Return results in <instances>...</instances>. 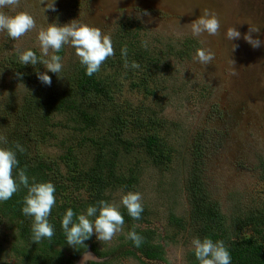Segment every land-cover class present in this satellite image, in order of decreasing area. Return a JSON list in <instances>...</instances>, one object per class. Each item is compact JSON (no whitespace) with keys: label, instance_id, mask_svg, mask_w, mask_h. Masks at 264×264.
I'll return each instance as SVG.
<instances>
[{"label":"rangeland","instance_id":"374dc122","mask_svg":"<svg viewBox=\"0 0 264 264\" xmlns=\"http://www.w3.org/2000/svg\"><path fill=\"white\" fill-rule=\"evenodd\" d=\"M54 2L56 11L43 12L39 0H21L18 9L4 10L8 14L28 12L37 28L19 40L0 32V136L12 124L14 107L24 92L11 65V59L18 61L17 48L31 49L40 57L38 30L49 23L65 24L73 19L110 35L115 54L104 62L96 78L107 86L112 101L123 109L124 118L131 121L121 134L131 145L122 147L109 133L105 135L106 124L92 128L76 121V109H84L87 104L105 109L106 103L97 98L96 103L90 95H75L69 110L50 115L42 136L33 139L31 151L55 162L57 176L65 186L57 196L60 201L91 195L97 183L86 185L79 172L90 167L100 173L102 192L108 202L120 206L122 194L141 193L143 206L149 212L142 226L155 230L164 258L162 262L121 255L123 228L110 242H100L93 234L92 242L100 255L86 248L78 252L74 264H79L85 252L106 264H184L192 238L170 224L167 216L171 212L187 218L183 182L193 162L198 164L206 190L226 218L259 208L264 211V180L257 168L259 160H264V44L253 48L243 39L249 25L264 26V0ZM204 9L219 17V36L192 35L190 23ZM229 27H235L241 37L227 40L224 33ZM252 35L264 41V27ZM184 40H190V47L182 45ZM143 41L148 42L147 47L142 46ZM231 43L238 47L230 53ZM124 46L129 64L135 61L139 68L124 67ZM198 48L211 50L215 59L208 65L199 63L194 59ZM56 54L62 57L63 69L80 63L70 45ZM229 56L236 62V76L229 75ZM32 67L55 75L41 63ZM100 113L103 120L111 115ZM134 119L152 123L138 128ZM154 133L160 144L156 162L139 146L140 137ZM96 138L108 143L102 148L94 146L92 141ZM29 142L31 146L32 140ZM249 234L247 227L240 231L242 236ZM15 236L13 223L0 220V264H23L10 248ZM57 248L65 256L76 249L69 245Z\"/></svg>","mask_w":264,"mask_h":264},{"label":"trees","instance_id":"16d2710c","mask_svg":"<svg viewBox=\"0 0 264 264\" xmlns=\"http://www.w3.org/2000/svg\"><path fill=\"white\" fill-rule=\"evenodd\" d=\"M189 41L184 40L182 45L190 47L187 44ZM144 55V52L140 53V58L144 57ZM11 61L13 75L18 81L23 83L24 92L18 105L14 107L13 112L15 115H13L15 118L12 124L3 131L2 136L7 137L8 144H0V147H12L15 142H19L25 148L23 153L17 152L18 167L26 169L30 183L32 177L37 182L47 181L53 183L56 188V204L48 218L49 222L54 226V237L51 242L44 239L37 244L31 240L32 218L26 217L21 211L27 190L21 187L10 200L0 202V220L11 221L16 234L14 237L15 242L12 243L10 248L15 255L19 256L23 264H74L78 252L86 248H89L90 251L99 256L100 254L97 252L92 238L85 241L86 248H76L69 256H65L61 249L57 247L68 245L61 228V220L67 209L71 208L73 210L75 220L76 216L86 212V208L89 205L96 204L101 199L108 201L102 192L100 173L97 172L96 167H90L84 171L79 170L83 174L84 183L87 185V183L95 181L97 183L96 187H93L94 185L92 184L93 191L90 196L85 198L72 199L70 201L69 199H63L60 201L57 196L62 193L61 189L65 186H63V182L57 176L58 169L55 162L33 153L31 147L34 144L33 139H36L39 135L42 136V132L49 122L50 115L57 111L69 110L74 102L73 97L75 95L76 97L82 95L93 96L96 103L97 99L104 100L106 103L105 109H98L95 104H87L84 109H80V106L77 107L79 109H76V121H79L85 127L92 128L99 126V124H101V127L107 125L105 127V135L109 133V137H113L122 147L131 145V141L121 135L126 124L131 123V121L124 118L123 109L117 107L115 102L112 101L107 86L96 78V74L91 77L87 76L85 67L80 63H73L70 67L63 69L60 73L61 77L46 72L51 77L52 82L51 85H45L37 77V72H40L38 68L20 65L14 59H11ZM16 73H21V77H17ZM100 112H109L111 115L106 116L103 120ZM133 121L138 128H141L144 124L152 123L151 120H145L144 123L138 119ZM97 137L101 138L100 135ZM98 138L95 139V142L92 141L94 146L97 145L102 148L108 143V140H98ZM31 140L30 146L29 141ZM139 146L142 147L145 154L152 161H159L157 153L160 144L155 133L140 137ZM257 168L259 177L264 180V160H259ZM13 175H16V170H14ZM183 191L188 205L187 218L182 219L169 212L167 219L170 224L179 230L185 231L192 239L193 237L201 239L208 237L214 242L222 240L228 247L232 264H264L263 209L259 208L241 214H233L226 218L221 213L218 203L211 198L206 190L198 164L195 162L186 171ZM143 208L141 218L136 220L128 215L123 205L119 206L125 221L123 226L125 237L123 238V248L120 253L121 255H139L146 260L163 262V249L157 240V233L153 228L142 226L149 215L146 207L143 206ZM244 227H247L251 234L248 236L240 235V231ZM132 230L145 238L144 243L139 248L135 247L133 242L127 238V233ZM103 264H106V262L103 261ZM184 264H199L191 248H188L185 252Z\"/></svg>","mask_w":264,"mask_h":264},{"label":"clouds","instance_id":"9594fccd","mask_svg":"<svg viewBox=\"0 0 264 264\" xmlns=\"http://www.w3.org/2000/svg\"><path fill=\"white\" fill-rule=\"evenodd\" d=\"M43 5L42 11H56L54 0H39ZM21 0H0V32H6L12 40H19L27 33L37 28L34 17L25 11H14L8 14L5 9L15 10L20 7ZM147 15V13H145ZM46 19V17H45ZM262 25H249L248 32L243 39L253 48H258L264 41L254 38L253 33H259ZM191 33L199 37L207 33L210 36H219L221 22L214 11L204 9L198 18L190 23ZM224 36L232 41L239 39L241 33L235 27L227 28ZM37 39L39 42L41 56L31 49H16L20 65L36 66L41 63L44 67L56 74L58 77L63 70L62 57L59 53L65 45H70L75 50V54L81 65L85 67L86 75L91 77L101 70V66L109 58L114 56L115 51L110 35L105 34L96 26L78 22L73 19L65 24L49 23L46 28L38 30ZM147 41L142 42V46L147 47ZM238 45L231 43L230 53ZM51 52V54H50ZM127 46L121 48V57L124 59V67L127 69H137L140 65L133 61L129 64L127 59ZM48 57V59H43ZM203 65L210 64L215 59V54L208 49L198 48L194 57ZM229 65V75L236 76L238 72L235 67V60L230 56L227 60ZM21 77V73H16ZM38 79L45 85H51V77L46 72H37ZM0 144L7 145L5 136H0ZM25 148L15 142L12 147H0V202L10 200L21 187L27 190L24 196L22 214L32 218L31 240L39 244L47 239L49 242L54 237V226L49 222V216L56 204L55 185L51 182H37L34 177L30 178L26 174L25 168H19L17 152L23 153ZM14 170L16 175L14 176ZM122 204L128 215L136 220L141 218L143 208V197L139 192L128 191L121 195ZM71 208L67 209L61 220V228L65 234L67 244L73 248H86L85 241L95 234L100 242H110L118 232L123 229L124 217L119 210V205L110 203L103 199L96 204L89 205L84 214L76 216ZM94 218V219H93ZM134 246L139 248L145 238L132 230L127 233ZM193 251L199 264H232L228 247L222 240L213 241L208 237L203 239L193 237L191 241ZM81 264H103V260L93 257L85 252Z\"/></svg>","mask_w":264,"mask_h":264},{"label":"bare ground","instance_id":"6f19581e","mask_svg":"<svg viewBox=\"0 0 264 264\" xmlns=\"http://www.w3.org/2000/svg\"><path fill=\"white\" fill-rule=\"evenodd\" d=\"M81 261H82V260H81V259H79L78 263L80 264V263H81Z\"/></svg>","mask_w":264,"mask_h":264},{"label":"flooded vegetation","instance_id":"af4514ba","mask_svg":"<svg viewBox=\"0 0 264 264\" xmlns=\"http://www.w3.org/2000/svg\"><path fill=\"white\" fill-rule=\"evenodd\" d=\"M88 250H90L89 248H87ZM92 252V251H91ZM93 253V252H92ZM94 254V253H93ZM78 256V255H77Z\"/></svg>","mask_w":264,"mask_h":264}]
</instances>
